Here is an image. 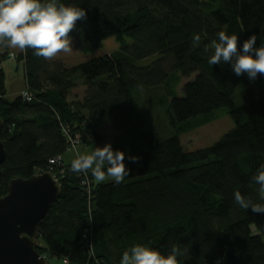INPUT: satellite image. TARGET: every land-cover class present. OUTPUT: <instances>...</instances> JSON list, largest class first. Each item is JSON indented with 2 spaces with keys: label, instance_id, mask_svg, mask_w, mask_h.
<instances>
[{
  "label": "trees",
  "instance_id": "16d2710c",
  "mask_svg": "<svg viewBox=\"0 0 264 264\" xmlns=\"http://www.w3.org/2000/svg\"><path fill=\"white\" fill-rule=\"evenodd\" d=\"M58 3L86 10L68 34L83 52H94L110 37L119 48L67 66L37 57L32 49L19 52L0 43L1 140L7 153L0 198L12 179L65 168L59 198L38 224L39 240L45 242L38 251L69 264H120L135 244H148L164 255L176 245L184 252L178 264H234L226 256L229 249L241 264H264V213L251 209V204H264L253 179L264 166V95L254 88L261 75H236L235 57L208 63L220 31L238 35V52L254 35V48L264 46V0ZM152 56L158 58L151 64L136 63ZM6 60L24 63L23 89L31 100L9 96ZM175 72L197 74L184 84L182 96L175 92L168 111L174 132L163 137L145 130L134 91L165 85ZM80 86L84 96L69 100ZM239 88L244 93L240 105L234 100ZM220 108L228 109L234 128L210 147L185 152L180 133L191 128L192 119L208 121ZM103 124L118 133L109 144L126 154L130 171L119 184L111 179L97 183L91 170L81 177L63 159L76 135H81L76 147L98 144L96 128ZM59 156L61 167L50 162ZM236 191L250 201L247 210L235 203Z\"/></svg>",
  "mask_w": 264,
  "mask_h": 264
},
{
  "label": "clouds",
  "instance_id": "9594fccd",
  "mask_svg": "<svg viewBox=\"0 0 264 264\" xmlns=\"http://www.w3.org/2000/svg\"><path fill=\"white\" fill-rule=\"evenodd\" d=\"M86 16V10L75 6H66L58 0H0V43L9 49L23 52L32 49L33 55L51 59L59 53H69L71 49L69 32L79 19ZM219 42L213 43L214 55L208 59L210 65L217 62H229L235 57L232 69L236 75L247 74L255 79L264 74V46L254 48L257 37L248 39L238 52V35L218 33ZM199 41L200 36L195 35ZM125 152L114 150L111 144L97 148L90 154L78 155L70 165L73 173H87L97 183L108 179L122 183L130 169L125 165ZM135 161V157H131ZM108 165L106 169L104 166ZM253 179L259 187V198L264 201V166ZM235 203L247 210L250 201L239 191L234 194ZM252 212L264 213V204H251ZM184 252L176 245L168 255L148 244H135L123 253L120 264H178V257Z\"/></svg>",
  "mask_w": 264,
  "mask_h": 264
},
{
  "label": "rangeland",
  "instance_id": "374dc122",
  "mask_svg": "<svg viewBox=\"0 0 264 264\" xmlns=\"http://www.w3.org/2000/svg\"><path fill=\"white\" fill-rule=\"evenodd\" d=\"M71 51L69 53H59L56 57L48 59L50 61H62L67 66H74L83 63L87 60L101 57L116 51L119 48V43L115 37H110L105 40L103 47L91 53H85L80 49L78 40L70 38ZM158 56H152L147 59L137 61L138 65L144 66L151 64ZM4 69L6 72V82L9 87V96L13 97L10 90L11 85L19 80H25V68L23 62L17 60H6L4 62ZM197 73L191 76H183L180 72H175L171 75L169 82L165 85L155 88H139L134 91V97L138 103L142 119L145 124V130L149 132H156L163 137L173 135L174 128L170 123L169 108L175 92L183 95V86L189 81H192ZM259 81L254 83V88L258 96L264 95V74H260ZM25 87V86H24ZM85 87L80 86L72 90L69 94V100H78L84 96ZM234 100L236 104L240 105L244 100V93L242 89H237ZM188 123L191 125L190 129L180 133V141L185 152H191L198 149L212 146L220 140L227 132L234 128L235 123L230 117L227 108H220L215 110L209 116V120L205 121L203 117L199 116ZM186 126L185 123L179 124V127ZM100 135L98 144H83L76 148L69 149L64 155L63 159L66 163L72 162L78 155L90 154L97 148H103L110 142H113L117 136V131L110 124H103L96 128ZM89 135V134H88ZM77 146V145H76ZM56 169V168H55ZM59 172L58 170H55ZM40 244L45 246L44 240L40 239ZM45 256V255H43ZM47 256V257H46ZM49 264H64L63 258L52 257L46 255Z\"/></svg>",
  "mask_w": 264,
  "mask_h": 264
},
{
  "label": "water",
  "instance_id": "95a60500",
  "mask_svg": "<svg viewBox=\"0 0 264 264\" xmlns=\"http://www.w3.org/2000/svg\"><path fill=\"white\" fill-rule=\"evenodd\" d=\"M4 123L0 119V180L6 150L1 140ZM61 187L51 172L9 182L8 193L0 198V264H49L39 251L38 224L59 198ZM226 256L241 264L234 249Z\"/></svg>",
  "mask_w": 264,
  "mask_h": 264
},
{
  "label": "built area",
  "instance_id": "2783aa9c",
  "mask_svg": "<svg viewBox=\"0 0 264 264\" xmlns=\"http://www.w3.org/2000/svg\"><path fill=\"white\" fill-rule=\"evenodd\" d=\"M10 55H11L12 58L15 57L14 53H10ZM19 95H20L21 97L25 98L26 100H31V99H32V95H31V93H30L27 89H23V90L19 93ZM84 136L87 137V136H88V133H84ZM80 141H81V135H76V136H75L74 138H72V140H71V145H72V147L75 148L76 145H78V144L80 143ZM50 162H51L52 164H56L57 167H61V165H62V163H61V157H60V156L57 157V158L54 159V160H50ZM55 168H56V167H55ZM55 168H54V167H50L48 171L51 172V173L54 175V177L56 178L57 181H59V175L64 173L65 168L61 167V168H60V172H55V171H54ZM79 175L82 177V173H79ZM84 178H85V177H84ZM89 180H90L89 178H88V181H87V178H85V179L83 180V185H88ZM64 264H69V262H68L67 260H64Z\"/></svg>",
  "mask_w": 264,
  "mask_h": 264
},
{
  "label": "crops",
  "instance_id": "0c3cea01",
  "mask_svg": "<svg viewBox=\"0 0 264 264\" xmlns=\"http://www.w3.org/2000/svg\"><path fill=\"white\" fill-rule=\"evenodd\" d=\"M13 50H14V49H13ZM3 66H4V64H3ZM24 86H25V82H24V81H21V80H19V81L13 83V84L11 85V88H10V90H11L13 96L19 94L20 91L24 88Z\"/></svg>",
  "mask_w": 264,
  "mask_h": 264
}]
</instances>
